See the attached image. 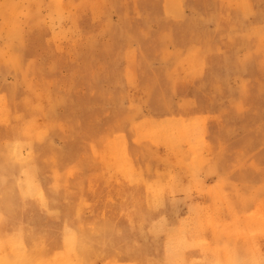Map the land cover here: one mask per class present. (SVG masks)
Wrapping results in <instances>:
<instances>
[{"label":"rangeland","instance_id":"obj_1","mask_svg":"<svg viewBox=\"0 0 264 264\" xmlns=\"http://www.w3.org/2000/svg\"><path fill=\"white\" fill-rule=\"evenodd\" d=\"M0 264H264V0H0Z\"/></svg>","mask_w":264,"mask_h":264},{"label":"bare ground","instance_id":"obj_2","mask_svg":"<svg viewBox=\"0 0 264 264\" xmlns=\"http://www.w3.org/2000/svg\"><path fill=\"white\" fill-rule=\"evenodd\" d=\"M213 233V232H212ZM189 260V259H188ZM5 262V261H4Z\"/></svg>","mask_w":264,"mask_h":264}]
</instances>
